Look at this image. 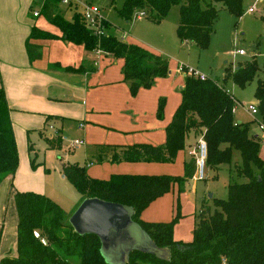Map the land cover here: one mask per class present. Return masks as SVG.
<instances>
[{
  "label": "trees",
  "instance_id": "1",
  "mask_svg": "<svg viewBox=\"0 0 264 264\" xmlns=\"http://www.w3.org/2000/svg\"><path fill=\"white\" fill-rule=\"evenodd\" d=\"M246 0H125L119 15L131 21L138 12L156 24H161L171 9L179 6L180 22L177 36L183 44H195L207 49L219 16L216 4L240 18ZM62 0H45L41 14L59 30L60 35L34 28L27 41L31 61L42 57V46L32 40L62 39L82 45L89 52L101 51L115 59L124 60L123 74L132 95L152 88L158 79L167 78L169 61L149 50L119 39L110 22L103 20L104 32L97 35L89 28L83 15L66 20L58 13ZM264 69V66H263ZM67 71H80L66 69ZM257 62L239 66L229 72V79L245 87L257 75ZM182 103L166 129V144L161 147L135 145L125 147L113 156V162L171 163L185 148L191 132H203L208 146L206 164L218 169L231 165L234 151L241 155L242 164L236 169L239 183L231 177L226 200L214 199V212L203 206L196 216L193 239L189 243L176 241L174 229L178 219L169 223H149L141 220L142 213L156 200L178 186L184 193L186 184L196 173L194 158L185 165L183 177L114 175L109 180L89 176L88 169L77 163H63L66 180L86 199H99L131 207L134 222L150 236L156 246L166 250V259L133 252L126 264H264V160L260 142L251 135V123H238L234 117L236 104L225 85L212 80L201 81L185 77L181 89ZM255 99L264 123V83L259 82ZM164 102L158 116L164 112ZM203 130V131H202ZM42 134V133H41ZM43 135V134H42ZM49 147L61 150L63 138H45ZM30 151L34 149L30 145ZM35 164V163H34ZM18 167V152L10 110L5 92L0 88V184L14 179ZM17 227L15 257L6 256L0 264H107L101 255V242L95 235H78L70 218L54 201L35 192L13 190Z\"/></svg>",
  "mask_w": 264,
  "mask_h": 264
},
{
  "label": "crops",
  "instance_id": "2",
  "mask_svg": "<svg viewBox=\"0 0 264 264\" xmlns=\"http://www.w3.org/2000/svg\"><path fill=\"white\" fill-rule=\"evenodd\" d=\"M38 1L0 0V88L5 92L18 149L20 150L19 139L24 141L25 136L27 157L30 159V135L38 132L44 140L62 136L63 147L56 151L68 153L59 156L60 173L62 179L66 180L62 164L79 162L70 153L71 149L64 152V135H76L77 141H83L84 144L72 145V148L84 150L89 159V164L85 167L89 176L94 179L109 180L114 175L183 177L185 165L192 159L190 152L199 141L193 137V133L187 136L184 150L171 163L112 160L125 147H161L166 144V129L182 103L181 92L177 91L184 87L186 76L175 71L169 61L170 73L167 78L158 79L152 88L141 89L136 95H132L123 74L124 60L102 52H89L82 45H74L60 38L32 40V43L42 46V57L31 61L27 41L34 28L60 35L56 27L40 25L42 14L34 10ZM35 12L40 15L34 17ZM128 43L161 55L145 44ZM162 102L165 106L160 118L158 111ZM31 151H35V148ZM194 180L195 176L190 182ZM9 181L11 180L7 178L0 184V259L15 257L17 217L12 200L13 189L9 192L7 190ZM188 184L189 182L184 194ZM177 189L179 190L178 186H173L170 193L153 202L142 213L141 220L169 223L168 218H174ZM81 203L82 196L74 204L73 212ZM167 204L170 205V210L167 209ZM167 210L168 215L164 217L163 213ZM72 214L71 212L70 215ZM6 221H11L8 228L5 226Z\"/></svg>",
  "mask_w": 264,
  "mask_h": 264
},
{
  "label": "rangeland",
  "instance_id": "3",
  "mask_svg": "<svg viewBox=\"0 0 264 264\" xmlns=\"http://www.w3.org/2000/svg\"><path fill=\"white\" fill-rule=\"evenodd\" d=\"M44 2L45 0L36 2L34 10L41 12ZM124 2L125 0H78L70 6L60 3L58 13L66 20H72L75 15H82L84 5L95 6L101 10V18L112 24L113 31L111 33H114L119 39H124L127 43L137 42V44L142 43L154 48L161 54L160 56L170 61L175 71L179 67H185L208 80L225 85L235 99L237 108L234 117L236 122H252L251 135L258 138L261 145L260 155L264 160V143L259 140L261 132L258 127V121L262 122V118L260 115H251L248 110L250 106H257L255 92L259 82L264 83V2L258 3L255 7V13L251 14L247 11L254 6V2L246 0L244 12L240 18L225 9L222 4H216L220 12L207 49H201L195 44H181L177 36V28L180 22L179 6L171 9L165 21L156 24L149 17L141 18L140 11L133 16L131 21L123 19L119 15V11L123 8ZM39 23L47 28H54L43 15H41ZM99 28L104 31L101 24ZM97 50L95 52L101 53ZM240 50H243L245 55H238L237 52ZM254 61L257 62L259 70L249 84L240 87L234 84L231 79L225 83L224 80L229 72L233 73L239 66ZM177 92L180 93V90ZM204 132H197V135L195 132L191 133L194 134L193 137L200 140L205 134ZM64 136L66 141L64 152L71 149L70 153L72 152L76 156L79 164L87 167L89 159L85 156L84 150L72 148L73 143L77 142V136ZM25 142V136L24 141L19 139L20 150L17 147L18 167L13 181L7 182L8 192L10 189L36 192L54 201L69 215L71 212L74 213L80 206L73 212L74 204L81 199V195L67 180L62 179L59 166V156L68 153H61L50 148L46 139H41L37 132L30 135L29 143L33 145L35 151L29 152V159ZM241 164L240 153L234 151L231 165H223L216 169L206 164V180L189 181L185 194L180 193L177 189L174 218H168L169 222L178 219L174 229L175 240L182 239L181 242L184 243L192 241L196 216L203 206L205 210L214 212L216 210L213 203L214 199L226 200L228 198V186L232 176L236 182H246L245 179L237 177L236 169ZM169 208L170 205L167 204V209ZM167 215L168 210L163 213L164 217ZM10 223L11 221H6L5 226L8 228Z\"/></svg>",
  "mask_w": 264,
  "mask_h": 264
},
{
  "label": "water",
  "instance_id": "4",
  "mask_svg": "<svg viewBox=\"0 0 264 264\" xmlns=\"http://www.w3.org/2000/svg\"><path fill=\"white\" fill-rule=\"evenodd\" d=\"M213 196L211 195V198ZM134 210L99 199H86L69 222L80 236L95 235L101 242V255L107 264H126L133 252L166 259L169 253L156 246L133 220Z\"/></svg>",
  "mask_w": 264,
  "mask_h": 264
},
{
  "label": "built area",
  "instance_id": "5",
  "mask_svg": "<svg viewBox=\"0 0 264 264\" xmlns=\"http://www.w3.org/2000/svg\"><path fill=\"white\" fill-rule=\"evenodd\" d=\"M254 2V6L251 7L247 12L254 14L255 13V7L258 3L264 2V0H252ZM74 2H78V0H62L61 3H63L66 6L72 5ZM40 14L39 12L34 13V17H38ZM82 15L84 17V20L86 21V24L89 28L93 29L97 35H100L103 30H100L99 25L101 24V27H103L102 21L104 19L101 18V10L98 9L95 6L91 5H84V8L82 10ZM140 17H145V14L140 12ZM238 55H245V52L243 50H240L237 52ZM177 72L181 75L194 77L197 79H200L201 81H206L207 78L200 75L199 73L195 71H189L185 67H179L177 69ZM227 92L231 94L230 90L227 89ZM232 95V94H231ZM235 101V99H234ZM237 108V107H236ZM235 108V110H236ZM234 110V112H235ZM249 112L253 116L259 115V109L258 106H250ZM83 127V125H81ZM258 127L261 132V136H259V140L264 143V123L258 121ZM83 141H77L73 144V146L83 145ZM207 154H208V146L207 142L202 135V138L198 141V144L196 148H194L193 151L190 152L191 158H194L196 161V173H195V180L197 181H204L206 180L205 175V166H206V160H207Z\"/></svg>",
  "mask_w": 264,
  "mask_h": 264
}]
</instances>
